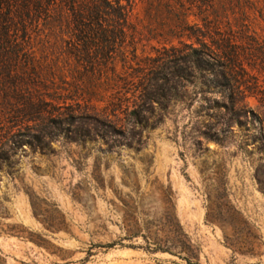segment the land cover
Returning a JSON list of instances; mask_svg holds the SVG:
<instances>
[{"label":"rangeland","instance_id":"1","mask_svg":"<svg viewBox=\"0 0 264 264\" xmlns=\"http://www.w3.org/2000/svg\"><path fill=\"white\" fill-rule=\"evenodd\" d=\"M131 1L127 35L153 56L146 4ZM254 29L264 40V23ZM245 103L260 112L256 98ZM205 107L188 87L147 122H121L120 135L99 127L90 140L9 152L0 264H264V125L209 128Z\"/></svg>","mask_w":264,"mask_h":264},{"label":"trees","instance_id":"2","mask_svg":"<svg viewBox=\"0 0 264 264\" xmlns=\"http://www.w3.org/2000/svg\"><path fill=\"white\" fill-rule=\"evenodd\" d=\"M143 1L153 56H138L127 35L131 0H0V129L17 127L0 135V160L24 144L90 140L99 127L120 135L121 122H147L188 87L212 111L209 128L264 125V40L254 29L264 0Z\"/></svg>","mask_w":264,"mask_h":264}]
</instances>
